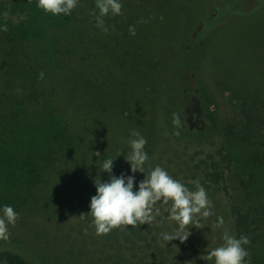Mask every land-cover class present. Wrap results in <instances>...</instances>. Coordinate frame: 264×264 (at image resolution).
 <instances>
[{"label": "rangeland", "instance_id": "1", "mask_svg": "<svg viewBox=\"0 0 264 264\" xmlns=\"http://www.w3.org/2000/svg\"><path fill=\"white\" fill-rule=\"evenodd\" d=\"M232 1L120 0L123 14L104 18L105 34L90 15L98 14L95 0H78L71 16L45 14L37 0H0V28H8L0 30V84L23 83V71L43 72L39 82L56 87L52 104L69 139L59 153L41 150L21 160L13 177H0V210L8 205L19 214L0 251L34 264H105L112 248L87 215L94 180L110 181L100 170L106 159H115L112 175L132 172L125 157L135 129L147 140L145 173L159 165L193 191L199 181L212 202L214 215L200 220L203 227H189L183 243L175 239L183 263L207 264L203 257L223 243L225 230L237 238V206L250 240L245 264H264V0H237L244 19L219 29L206 51L196 42L198 10L211 2L223 16L236 10ZM68 84L78 93L68 94ZM173 113L182 121L179 136ZM212 154L231 163L230 197L204 185L196 169ZM145 173L132 174L134 191ZM157 207L155 222L174 233L170 205ZM220 217L223 226L214 228Z\"/></svg>", "mask_w": 264, "mask_h": 264}, {"label": "trees", "instance_id": "2", "mask_svg": "<svg viewBox=\"0 0 264 264\" xmlns=\"http://www.w3.org/2000/svg\"><path fill=\"white\" fill-rule=\"evenodd\" d=\"M211 2L197 9L202 15V28L197 32L196 42L202 44L205 51L208 50L213 37L217 36L219 29L232 27L240 20V17L243 19L245 17L240 1L233 0L232 6L235 5L236 10L223 16L217 14V7L221 5L216 6ZM211 10L216 12L215 15L211 14ZM231 17L234 18L227 21ZM193 29L195 30L194 26ZM75 73L72 74L75 75ZM20 75L26 79L23 83L17 84L15 80L10 79L7 83L0 84L1 178L8 175L13 177V173H16L14 168L21 160L30 161L44 149L56 148L57 150L60 148L62 151L68 143H65L68 139L66 130L61 128L64 118L57 115L56 108L52 104V96L56 94V87L42 86L39 82L41 81L39 75L33 71H23ZM79 79L78 77L77 80ZM81 82L86 85L89 79L83 78ZM65 88L71 96L78 93V89L72 84H68ZM71 139L73 140L72 137ZM45 145L50 146L44 148ZM57 153H59L58 150ZM55 155L56 153L53 156L46 155V158L52 157L53 159ZM212 155L205 160L207 162L198 163L196 169L203 171L204 185L230 197L228 174L231 171V163L216 159L218 154ZM132 174L134 175L130 172L127 176H132ZM233 215L236 220L237 238H240L244 236L245 217L237 206H234ZM161 233L171 232L155 221L150 225L142 224L136 228L128 226L124 230L114 229L104 235L112 248V253L108 255L105 264H184L183 254L177 246V241L165 242ZM0 264L34 263L17 252L4 250L0 251ZM207 264H214V260H207Z\"/></svg>", "mask_w": 264, "mask_h": 264}, {"label": "clouds", "instance_id": "3", "mask_svg": "<svg viewBox=\"0 0 264 264\" xmlns=\"http://www.w3.org/2000/svg\"><path fill=\"white\" fill-rule=\"evenodd\" d=\"M78 0H37V7L45 14L53 16H71L72 11L77 7ZM95 11L90 12L99 27L105 34L109 29L105 26L104 18L109 14L113 16L122 15L123 5L120 0H95ZM8 12L3 13L5 19ZM146 21H139L144 23ZM2 31H7L5 23ZM129 33L136 35L135 26H129ZM39 78H44L41 72ZM173 125L177 129L173 134L180 135L179 128L182 121L178 113H173ZM131 139L128 140L130 153L126 160L131 166L132 173L137 171L145 173L144 165L149 157L146 153L145 145L147 140L137 130L130 133ZM99 155V153H96ZM115 159L103 161L101 171L110 175L109 182H101L99 175L95 178L94 184L96 194L91 197L90 212L87 215L92 217V226L95 228L97 236L107 235L114 229L124 230L131 226L136 228L142 224H152L157 216L160 215L158 204L170 205L165 210L168 212V219L178 225L174 233H161L165 242L179 239L181 243L187 241L190 236L189 227L195 226L202 228L200 220L207 219L214 215L212 202L209 200L206 190L200 185L199 181H193L196 190H190L184 183L173 178L164 168L157 165L150 172L145 173V178L139 182L138 191H134V176L119 177L112 175L113 162ZM0 241L10 239L9 226L15 227L19 219V214L13 207L5 205L0 210ZM86 214H81V219ZM223 217L213 227H222ZM88 229L84 232L87 234ZM223 243L213 248L203 259L214 260V264H245V258L249 253L245 245L250 244L247 236L236 238L227 230L222 235Z\"/></svg>", "mask_w": 264, "mask_h": 264}]
</instances>
